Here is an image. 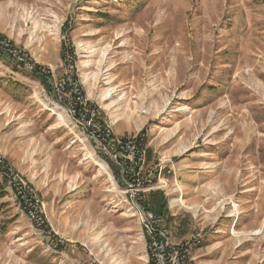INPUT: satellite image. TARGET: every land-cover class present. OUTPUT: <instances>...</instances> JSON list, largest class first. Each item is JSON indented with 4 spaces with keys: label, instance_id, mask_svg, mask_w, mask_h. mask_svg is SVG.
Listing matches in <instances>:
<instances>
[{
    "label": "rangeland",
    "instance_id": "rangeland-1",
    "mask_svg": "<svg viewBox=\"0 0 264 264\" xmlns=\"http://www.w3.org/2000/svg\"><path fill=\"white\" fill-rule=\"evenodd\" d=\"M14 3L0 35L29 42L51 76L0 52V152L43 195L49 221L33 226L0 171V264H148L118 168L57 100L69 56L115 132L143 134L150 164L175 165L167 191L141 202L183 214L187 234L236 224L249 239L240 264H264V0Z\"/></svg>",
    "mask_w": 264,
    "mask_h": 264
},
{
    "label": "built area",
    "instance_id": "built-area-1",
    "mask_svg": "<svg viewBox=\"0 0 264 264\" xmlns=\"http://www.w3.org/2000/svg\"><path fill=\"white\" fill-rule=\"evenodd\" d=\"M0 52L32 75H38L39 78L51 76V70L30 56L26 46L13 43L11 39L3 35H0ZM65 61L68 63L67 77L59 81V87L57 86V91L65 94V97L60 95L57 100L65 107L74 127L93 144L95 152H100L118 168L125 186L126 199L133 211L132 215L137 218L142 237L147 244V262L187 264L195 261L197 250L207 239V232L193 230L182 241H174V235L178 234L179 230L173 231L170 216L155 212L141 202L142 193L158 189L167 191L170 178L163 172L168 167L167 172L171 174V177L175 176V165L168 166L162 160L155 165L150 164L147 157V143L143 134H117L113 128V122L104 118L98 105L92 103L84 94L76 76V67L72 58L69 56ZM0 171L8 177V185L12 190L13 198L18 202L22 212L31 220L34 227H44L49 217L43 195L28 181L27 177L10 166L1 152ZM172 207L173 205L170 204V209ZM64 244L65 240L59 239L55 247ZM84 247L89 254H92L88 246L84 245ZM96 263L95 260H91L74 264Z\"/></svg>",
    "mask_w": 264,
    "mask_h": 264
},
{
    "label": "crops",
    "instance_id": "crops-1",
    "mask_svg": "<svg viewBox=\"0 0 264 264\" xmlns=\"http://www.w3.org/2000/svg\"><path fill=\"white\" fill-rule=\"evenodd\" d=\"M15 4L16 3H14V0H0V12L1 11L4 12L8 8V6L11 5V7H13ZM18 43L23 44L20 42ZM23 45L33 49V47L29 42ZM5 128L6 127H4L3 129ZM5 138L6 137L2 133H0L1 147L5 145ZM248 190H249L248 188H243V192H247ZM171 216L172 219H170V223L172 221L175 222L177 221V219H180L179 223L178 224L176 223L177 225L175 226L171 225L173 231H176L177 229L179 230V233L174 235V241L180 242L185 238L188 231V229L185 228V226H182L183 225L182 220H184V218H182L183 214L175 215L176 218H173L174 216L173 213ZM225 228L226 229L221 227H215L213 230H210L208 232V236L205 243L196 252L195 261L188 262L187 264H240V262L243 261V256H244L243 250L245 249L244 246L249 242V239L245 237L240 239L239 235L234 234L233 229L235 230L236 224L235 226H233L232 223L230 226V230L227 229L228 227ZM216 233L219 234L216 235ZM223 234H227L230 236L229 241L224 239ZM146 250H147V244H146ZM75 262H81V261H75ZM148 264H152V263H148Z\"/></svg>",
    "mask_w": 264,
    "mask_h": 264
},
{
    "label": "trees",
    "instance_id": "trees-1",
    "mask_svg": "<svg viewBox=\"0 0 264 264\" xmlns=\"http://www.w3.org/2000/svg\"><path fill=\"white\" fill-rule=\"evenodd\" d=\"M146 205V204H145ZM152 205H153V207L154 208H157V209H159L160 207H161V204L159 203V201H156V199H154L153 198V200H152ZM162 207H163V205H162ZM156 209V210H157ZM155 211V210H154ZM155 212H158V211H155ZM159 213H161V212H159Z\"/></svg>",
    "mask_w": 264,
    "mask_h": 264
},
{
    "label": "bare ground",
    "instance_id": "bare-ground-1",
    "mask_svg": "<svg viewBox=\"0 0 264 264\" xmlns=\"http://www.w3.org/2000/svg\"><path fill=\"white\" fill-rule=\"evenodd\" d=\"M178 204H183L184 203V199L182 198V200H178V202H177Z\"/></svg>",
    "mask_w": 264,
    "mask_h": 264
}]
</instances>
